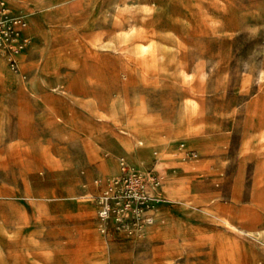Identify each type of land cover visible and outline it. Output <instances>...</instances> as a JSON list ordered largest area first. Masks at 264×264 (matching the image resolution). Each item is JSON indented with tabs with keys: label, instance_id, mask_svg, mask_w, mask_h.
Listing matches in <instances>:
<instances>
[{
	"label": "rangeland",
	"instance_id": "rangeland-1",
	"mask_svg": "<svg viewBox=\"0 0 264 264\" xmlns=\"http://www.w3.org/2000/svg\"><path fill=\"white\" fill-rule=\"evenodd\" d=\"M13 3L30 43L18 71L0 52V264H264V0ZM133 124L165 139L140 161L164 181L128 232L94 180L142 147Z\"/></svg>",
	"mask_w": 264,
	"mask_h": 264
},
{
	"label": "built area",
	"instance_id": "built-area-1",
	"mask_svg": "<svg viewBox=\"0 0 264 264\" xmlns=\"http://www.w3.org/2000/svg\"><path fill=\"white\" fill-rule=\"evenodd\" d=\"M24 13L14 7L12 0H0V51L14 71H18L19 57L30 43ZM152 163L142 170L121 159L119 172L101 187L96 196L97 215L107 221L112 218L118 228L128 232L151 222L154 202L153 190L159 186L160 176ZM94 182L100 187L98 180Z\"/></svg>",
	"mask_w": 264,
	"mask_h": 264
},
{
	"label": "bare ground",
	"instance_id": "bare-ground-1",
	"mask_svg": "<svg viewBox=\"0 0 264 264\" xmlns=\"http://www.w3.org/2000/svg\"><path fill=\"white\" fill-rule=\"evenodd\" d=\"M15 1V0H14ZM48 19V18H47ZM26 29H27V26H26ZM3 55H4V53L2 52V51H0ZM14 71V70H13ZM123 112L124 111H121V112H117V111H115L114 109H112L111 110V113H110V117L112 118V119H119V118H121L122 116H123ZM121 132L123 133V130H121ZM127 133H130V134H132V136H133V139H134V141L137 139H140L139 137H140V134H143V135H145V142H143V141H140V140H138V142H140V143H142V147L141 146H136V144H135V148L136 149H134L135 151H130L129 153H128V155H129V160H130V166H132V167H134V168H137V169H140V170H142L143 168H141V167H136V166H134V164H138L141 160H142V157H144L147 153H148V151H150V150H152L153 152H155L157 149H159V151L160 150H162V149H164V147H165V143H164V140L165 139H163L162 137H159V136H157V135H154V134H152V133H149L144 127H142V126H139V125H135V124H133V125H129V128L127 129ZM172 135V134H171ZM171 135H169L168 137H170L171 138ZM135 143V142H134ZM88 146H90V147H93L92 148V152H93V154H94V156L97 154V150H98V145H93L92 146V144H90L89 143V145ZM156 147H158L157 149H156ZM121 159H124V160H126L123 156H121V157H119L118 158V170L115 172V173H113V174H110V175H107V176H100L101 177V186L100 187H98L97 189L98 190H100V188L101 187H103V186H105V185H107V183H108V180L110 179V178H112L114 175H116L118 172H119V162H120V160ZM127 161V160H126ZM133 165H132V164ZM154 169L157 171V173H158V175L160 176V180H159V186L158 187H156L152 192H153V194H154V202H153V205H152V209H151V213H152V217H151V222L150 223H148V224H145V225H142L140 228L142 229V228H144L145 226H147V225H150V224H152L153 223V220H154V208H155V205H156V203L160 200V189H161V186H162V184H163V179H164V177H163V175L158 171V169H156V167L154 166ZM256 182H258V180H256ZM100 224V227L102 226V224L101 223H99ZM140 229V230H141ZM101 230H102V228H101Z\"/></svg>",
	"mask_w": 264,
	"mask_h": 264
},
{
	"label": "crops",
	"instance_id": "crops-1",
	"mask_svg": "<svg viewBox=\"0 0 264 264\" xmlns=\"http://www.w3.org/2000/svg\"><path fill=\"white\" fill-rule=\"evenodd\" d=\"M13 1V0H12ZM13 5H15L14 3H13ZM37 16L35 15V13L33 14V16H32V19H31V21H32V23L33 24H35V25H37L38 27H40V23L38 22V19L36 18ZM97 138H98V135H95V136H92V137H87V138H84L83 140H82V142H83V146H84V148H85V150H86V152L89 154V155H91V156H94V154H93V152H92V148L93 147H90V146H88L89 145V143L90 144H92V146L95 144V145H98L97 144ZM107 155V154H106ZM153 159H154V157L152 156V160H150V161H148V162H145V163H143L142 164V162H140V164L138 165L139 167H143V166H145V165H147V164H150V163H152V161H153ZM116 161H115V159L114 158H110V159H106V160H104V161H102L101 162V166H102V169H103V171L104 172H106V173H108V174H111V172L112 171H114V170H116ZM115 173V172H114ZM113 174V173H112Z\"/></svg>",
	"mask_w": 264,
	"mask_h": 264
}]
</instances>
